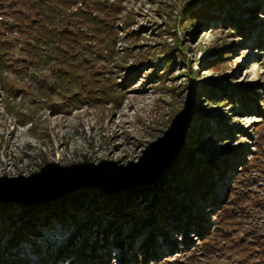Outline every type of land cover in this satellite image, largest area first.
Here are the masks:
<instances>
[{
  "label": "rangeland",
  "instance_id": "1",
  "mask_svg": "<svg viewBox=\"0 0 264 264\" xmlns=\"http://www.w3.org/2000/svg\"><path fill=\"white\" fill-rule=\"evenodd\" d=\"M189 1L124 0L133 20L130 29L138 32L135 40L121 33L116 48L127 51V63L138 54L151 63H142L137 74L126 76L125 81L117 78L125 86L124 96L113 110L82 105L52 112L36 90V79L1 66L0 199L18 195L30 176L37 186L47 184L56 162L62 165V181L85 180L103 192L108 190L91 201L87 195L79 203L65 200L56 208L41 206L29 213L15 206L12 222L7 217L11 212L5 211L0 215L1 247L12 241L10 249L35 260L37 254L46 255L49 250L57 254L73 236L78 238L74 239L77 245L83 238L91 246L96 241L98 246L107 244L110 255L103 257L108 264H122L119 257L137 249L149 229L157 226L169 239L166 243L156 238L160 250L155 264H181L186 259L185 247L180 245L183 234L177 226L183 222L194 237L201 225L208 228L216 207L213 199L226 198L231 186L246 188L251 200H257L254 206L250 201L251 205L238 210L243 229L234 236L249 227L264 234V173L256 167L264 162V123L259 109H264V2L238 0L239 8L249 9L243 15L254 25L244 36L220 23L230 6L212 7L204 14L201 3L189 9L199 10L195 22L201 25L187 23L185 32L181 11ZM1 37L13 43L8 53L18 55L24 35L15 28ZM185 46L188 49L180 55ZM222 46L230 54L225 62H219ZM169 48H173L174 61L169 70L161 75L150 73L153 64L162 72ZM35 69L31 73L36 76L47 74L45 66ZM189 69L194 78H189ZM210 88L215 101L208 99ZM196 110L200 119L188 118ZM179 131L184 133L182 152L190 151V155L181 160L177 173L127 193L145 178V150L162 139L174 145ZM247 159L254 165H245ZM198 166L199 179L196 184L189 182ZM108 202L110 206L105 207ZM27 218L30 225L23 231ZM117 240L122 246L114 244ZM86 252L90 254V248ZM71 260L69 255L55 263ZM192 264L207 263L199 257Z\"/></svg>",
  "mask_w": 264,
  "mask_h": 264
},
{
  "label": "trees",
  "instance_id": "2",
  "mask_svg": "<svg viewBox=\"0 0 264 264\" xmlns=\"http://www.w3.org/2000/svg\"><path fill=\"white\" fill-rule=\"evenodd\" d=\"M123 2L124 0H0V68L1 66L5 70L13 68V72L21 74V77L29 74L36 79L38 82L36 90L52 112H67L82 105L115 109L122 104L123 87H125L117 78H123L125 81L129 75L137 74L142 63H151V60H143L141 54L136 55L137 57L131 56L134 60L127 63L129 58L127 51L116 48V40L121 33L135 40V34L138 32L130 29L133 23L132 16L126 11ZM237 2L238 0H190L187 7L181 11V18L186 22L183 29L187 32V23L190 27L201 25L195 22L199 10L190 12L191 6L201 3L204 5V14H207L212 7L221 9L226 5V7L230 6L226 9L228 15L222 18L220 23L229 24L237 33L247 36L254 25L249 24V20L243 15L244 10L249 9L239 8ZM238 12L240 14H236ZM15 28L24 37L19 42L18 55L13 56L7 51L12 41L10 38H2L1 34L12 32ZM187 49V46L182 47L179 54L183 55ZM167 50L168 57L164 60L162 72L159 73L160 69L153 64L149 66L150 73L158 72V75H161L169 70L174 62L171 58L173 48ZM218 53L219 62H225L230 57L223 46ZM180 61L183 62L184 59ZM42 66L47 68V74L36 76L31 73L33 68ZM187 74L189 78L195 77L191 69ZM247 85L251 86L250 82ZM210 90L208 99L215 101L214 92L211 88ZM259 109L264 123V109ZM199 113L200 111L196 110L194 115L188 118L200 119L197 117ZM176 115L179 121L180 111ZM179 126L181 127V124ZM183 134L182 131L178 132L177 142L174 145L162 139L159 143L153 144L149 150H145V156L148 157L143 160L145 178L133 184L131 189L126 190L127 193L135 188L159 184L170 174L177 173L180 164L183 163L181 160L185 157L187 159L190 155V151L186 154L182 152ZM257 145L260 143L258 142ZM244 163L249 166L254 165L251 159H247ZM263 163L262 166L260 163L256 166L262 173H264ZM199 168L201 167L194 169L188 178L189 182L196 184L199 179L197 175ZM124 171L127 172L126 169ZM50 173V181L47 184L37 186L35 177L30 176L18 195L0 199V215L9 210L11 214L7 217L12 222L15 206L29 213L41 206L56 208L65 200L74 204L79 203L87 195H90L91 201L94 195L103 192L93 182L62 181L61 163L56 162ZM236 183L238 184V180H235L234 184ZM104 192L107 193L108 190ZM226 196V198L221 197L217 202L213 199L216 207L211 210L212 223L208 228H204L203 225L198 227V234L195 237L190 235L189 227L182 224L183 222L177 226L183 234L180 245L185 247L183 254L186 259L180 262L181 264H192L199 257L204 258L207 264L223 263V259L227 264L264 263V234L249 227L244 229L245 233L234 236V233L241 231L243 227L238 218V210L246 205L254 206L257 200H251L252 196L246 188L240 190L237 186H231ZM109 206V202L105 203V207ZM29 218L23 223V231L30 225ZM149 231V235L137 249L131 250L124 257H119L124 260L122 264H133L131 259L134 260V264L157 263L155 261L160 248L156 238L159 236L162 241L168 243L169 237L157 231V226L151 227ZM74 239L78 240L77 237H70L67 245L57 254L54 255L52 250H49L46 255L37 254L35 260L29 256H22V253L16 249H10L12 241H8L6 247L0 246V264H56V259L69 255L72 260L67 264H92V261L94 264H108L103 257L104 254L107 257L110 255V247L107 244L98 246L96 241L91 246L90 241L83 238L77 245ZM114 244L122 246L121 240L114 241ZM88 248L91 250L90 254L86 252ZM101 248L107 249L102 252L98 250ZM151 259L154 262H151Z\"/></svg>",
  "mask_w": 264,
  "mask_h": 264
}]
</instances>
